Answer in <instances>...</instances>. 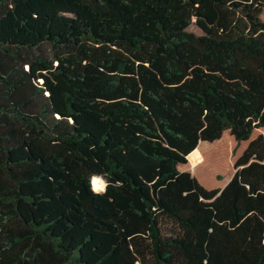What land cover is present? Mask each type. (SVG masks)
Returning <instances> with one entry per match:
<instances>
[{
  "label": "trees",
  "instance_id": "1",
  "mask_svg": "<svg viewBox=\"0 0 264 264\" xmlns=\"http://www.w3.org/2000/svg\"><path fill=\"white\" fill-rule=\"evenodd\" d=\"M257 130L264 0H0V264H264Z\"/></svg>",
  "mask_w": 264,
  "mask_h": 264
},
{
  "label": "rangeland",
  "instance_id": "2",
  "mask_svg": "<svg viewBox=\"0 0 264 264\" xmlns=\"http://www.w3.org/2000/svg\"><path fill=\"white\" fill-rule=\"evenodd\" d=\"M261 132H264V131L257 130L254 133V136H257ZM225 143L227 144V149L230 150V153H229V161H230V163L229 164H230V169L232 171V168H233L232 167V163H233L232 160L233 159H232V157H230V155H231L232 148L235 146V143L232 142V140H230V139H227ZM205 148L210 153V151L212 149H214L215 147L214 146H211L209 144H205ZM208 157H209L208 160L199 167V170L197 172V178L200 181H203V185L206 186V187H208V188H209V186H211V188L212 187H219L220 185L218 183H220L221 180L214 178L213 174L216 177H222V176H225V174H227L229 172V170H228L227 166L222 163L219 166V169L221 171H215L217 167L215 166V158L213 157V154L211 155V153H210V155ZM221 158H222V161H223L226 158V156L225 155H222ZM214 171H215V173H214Z\"/></svg>",
  "mask_w": 264,
  "mask_h": 264
},
{
  "label": "clouds",
  "instance_id": "3",
  "mask_svg": "<svg viewBox=\"0 0 264 264\" xmlns=\"http://www.w3.org/2000/svg\"><path fill=\"white\" fill-rule=\"evenodd\" d=\"M93 186V191L101 194L106 189V184L97 177H93L90 181Z\"/></svg>",
  "mask_w": 264,
  "mask_h": 264
},
{
  "label": "bare ground",
  "instance_id": "4",
  "mask_svg": "<svg viewBox=\"0 0 264 264\" xmlns=\"http://www.w3.org/2000/svg\"><path fill=\"white\" fill-rule=\"evenodd\" d=\"M198 152H199V151H198ZM202 159H203V158H201V160H202ZM201 160H200V161H201ZM200 161H199V162H200ZM199 162H198V163H199ZM196 164H197V163H196ZM196 164H194V165H196Z\"/></svg>",
  "mask_w": 264,
  "mask_h": 264
},
{
  "label": "water",
  "instance_id": "5",
  "mask_svg": "<svg viewBox=\"0 0 264 264\" xmlns=\"http://www.w3.org/2000/svg\"><path fill=\"white\" fill-rule=\"evenodd\" d=\"M106 185H107V183H106Z\"/></svg>",
  "mask_w": 264,
  "mask_h": 264
}]
</instances>
